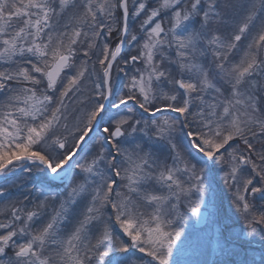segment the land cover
I'll return each instance as SVG.
<instances>
[{"label": "snow or ice", "instance_id": "1", "mask_svg": "<svg viewBox=\"0 0 264 264\" xmlns=\"http://www.w3.org/2000/svg\"><path fill=\"white\" fill-rule=\"evenodd\" d=\"M220 214L264 264V0H0V264H188Z\"/></svg>", "mask_w": 264, "mask_h": 264}, {"label": "rangeland", "instance_id": "2", "mask_svg": "<svg viewBox=\"0 0 264 264\" xmlns=\"http://www.w3.org/2000/svg\"><path fill=\"white\" fill-rule=\"evenodd\" d=\"M225 208H227L226 204ZM193 222L189 226V231L192 232V237L186 246L182 257L183 260L188 262V264H199V262L203 261L212 264L213 261L220 260L222 254L215 244V236L225 225H228L235 231L239 230L233 220L223 214L212 217L208 222H204L201 226H194ZM260 253L261 245L257 242L252 245V250L248 252V255L250 257L254 256L258 260Z\"/></svg>", "mask_w": 264, "mask_h": 264}, {"label": "water", "instance_id": "3", "mask_svg": "<svg viewBox=\"0 0 264 264\" xmlns=\"http://www.w3.org/2000/svg\"><path fill=\"white\" fill-rule=\"evenodd\" d=\"M202 223H203V221H202L201 223H199V224H196V223L194 222V225L198 226V225H201Z\"/></svg>", "mask_w": 264, "mask_h": 264}]
</instances>
